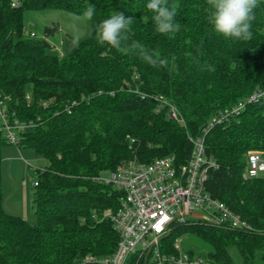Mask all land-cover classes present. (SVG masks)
<instances>
[{
    "label": "trees",
    "instance_id": "1",
    "mask_svg": "<svg viewBox=\"0 0 264 264\" xmlns=\"http://www.w3.org/2000/svg\"><path fill=\"white\" fill-rule=\"evenodd\" d=\"M147 3L0 0V93L9 98V121L25 124L15 131L16 145L48 161L33 185L34 224L4 211L0 186V264H98L83 259L113 253L118 236L103 211L118 207L119 192L92 177L125 160L149 163L174 155L177 164L184 163L192 149L189 137L200 136L214 114L264 90V0L255 10L248 41L218 35L206 0H169L177 5L180 31L160 34ZM89 5L96 9L93 34L67 55L47 52V37L58 31L57 23L45 27L44 38L30 31L25 35V10L80 14ZM114 12L133 17L126 45L139 41L169 65L150 66L138 49L117 52L100 45L95 25ZM169 105L181 122L169 117ZM5 140L0 125V147ZM204 149L217 163L209 172L208 192L253 230L182 224L163 238L162 252L176 254L174 239L189 233L209 245L197 255L210 264H234L227 253L231 245L241 264L264 263V176L242 178L246 152L264 153V96L235 118L209 127Z\"/></svg>",
    "mask_w": 264,
    "mask_h": 264
},
{
    "label": "built area",
    "instance_id": "2",
    "mask_svg": "<svg viewBox=\"0 0 264 264\" xmlns=\"http://www.w3.org/2000/svg\"><path fill=\"white\" fill-rule=\"evenodd\" d=\"M17 4L16 1L12 6ZM262 96L264 90L254 91L244 100L214 114L200 136L189 137L192 149L182 164L176 163L174 155L156 157L149 163L125 160L115 169L92 177L93 181L108 184L119 192L118 207L103 211V217L110 221L118 240L111 255L96 259L86 256L83 261L151 264L152 256L153 264H210L201 256L181 250L179 237L172 243L177 253L166 255L162 252L163 238L172 233L175 226L196 222L231 231H252V226L240 214L213 198L207 190L209 172L217 163L205 154L204 134L209 127L235 118L246 104ZM25 99L30 101V95ZM8 100L0 93V125L8 141L16 144L15 131L23 130L25 124L16 119L9 121ZM169 117L182 121L172 105H169ZM242 176L244 179L264 176L262 151L246 152ZM36 184L34 181L33 185Z\"/></svg>",
    "mask_w": 264,
    "mask_h": 264
},
{
    "label": "rangeland",
    "instance_id": "3",
    "mask_svg": "<svg viewBox=\"0 0 264 264\" xmlns=\"http://www.w3.org/2000/svg\"><path fill=\"white\" fill-rule=\"evenodd\" d=\"M69 14L71 12L62 9L25 10L23 13L25 35L30 31L37 38H44L45 27L57 23L58 31L47 37L51 45L47 52L60 56L67 55L73 49L70 42L74 36H80L81 41L88 38V33L91 32L90 23L73 22ZM1 138H5L2 133ZM0 157V186L4 211L22 215L30 224H34L36 215L33 207V182L37 180V171L44 168L48 161L37 155L32 148L19 147L6 140L1 144ZM179 239L180 248L185 252L191 251L197 255L210 250L208 244L189 233H182ZM227 253L234 264H241V256L236 246H229ZM149 262L153 264L152 256ZM255 264L264 263L256 261Z\"/></svg>",
    "mask_w": 264,
    "mask_h": 264
},
{
    "label": "clouds",
    "instance_id": "4",
    "mask_svg": "<svg viewBox=\"0 0 264 264\" xmlns=\"http://www.w3.org/2000/svg\"><path fill=\"white\" fill-rule=\"evenodd\" d=\"M208 6V19L214 31L225 39L248 41L252 39V22L255 20V10L260 0H206ZM146 8L151 12L155 30L163 35L175 34L180 31V24L175 20L177 5H169V0H148ZM96 9L89 5L80 14L71 13L73 22L93 20ZM133 24V17L125 16L122 12H114L99 24L95 25V38L100 45H106L117 52H127L130 48L138 49L145 62L152 67H167L168 59H161L158 55L149 54L143 44L129 40V32ZM93 33L89 32L91 36ZM80 36L71 39L70 47L76 48L80 43ZM191 55V53H186Z\"/></svg>",
    "mask_w": 264,
    "mask_h": 264
},
{
    "label": "crops",
    "instance_id": "5",
    "mask_svg": "<svg viewBox=\"0 0 264 264\" xmlns=\"http://www.w3.org/2000/svg\"><path fill=\"white\" fill-rule=\"evenodd\" d=\"M8 213V212H7ZM10 214V213H9ZM13 215H15V214H13ZM19 216H22V215H19ZM24 219H26L24 216H22Z\"/></svg>",
    "mask_w": 264,
    "mask_h": 264
},
{
    "label": "water",
    "instance_id": "6",
    "mask_svg": "<svg viewBox=\"0 0 264 264\" xmlns=\"http://www.w3.org/2000/svg\"><path fill=\"white\" fill-rule=\"evenodd\" d=\"M196 215H197V214H196ZM196 215H195V216H196Z\"/></svg>",
    "mask_w": 264,
    "mask_h": 264
}]
</instances>
